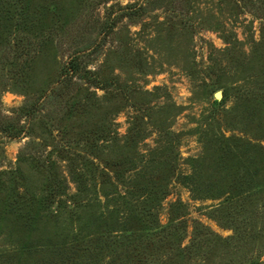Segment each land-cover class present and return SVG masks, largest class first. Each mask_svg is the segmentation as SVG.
<instances>
[{"label": "rangeland", "instance_id": "obj_1", "mask_svg": "<svg viewBox=\"0 0 264 264\" xmlns=\"http://www.w3.org/2000/svg\"><path fill=\"white\" fill-rule=\"evenodd\" d=\"M257 263L264 0H0V264Z\"/></svg>", "mask_w": 264, "mask_h": 264}, {"label": "trees", "instance_id": "obj_2", "mask_svg": "<svg viewBox=\"0 0 264 264\" xmlns=\"http://www.w3.org/2000/svg\"><path fill=\"white\" fill-rule=\"evenodd\" d=\"M67 73H72V74H77L80 78L90 82L93 85H101L102 86L108 82L105 79H99L96 74L92 73L90 70L86 69L85 67L81 66L80 62H78V60L76 58H73L69 61V63L67 64ZM26 114H29L28 110L26 111ZM9 134H11V136H18L19 135V131H14L12 133L9 132ZM82 180V179H80ZM53 191L49 192V195L47 196V200L53 198ZM21 197V196H20ZM19 204V203H17Z\"/></svg>", "mask_w": 264, "mask_h": 264}, {"label": "water", "instance_id": "obj_3", "mask_svg": "<svg viewBox=\"0 0 264 264\" xmlns=\"http://www.w3.org/2000/svg\"><path fill=\"white\" fill-rule=\"evenodd\" d=\"M215 97L216 98H220L221 97V93L220 92L215 93ZM257 264H263V263H257Z\"/></svg>", "mask_w": 264, "mask_h": 264}]
</instances>
